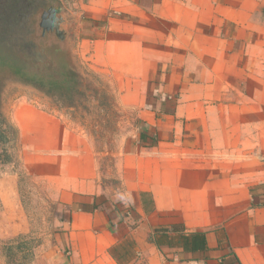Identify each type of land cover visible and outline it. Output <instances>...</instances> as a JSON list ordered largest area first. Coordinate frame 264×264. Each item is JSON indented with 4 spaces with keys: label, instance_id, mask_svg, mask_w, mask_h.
Returning <instances> with one entry per match:
<instances>
[{
    "label": "crops",
    "instance_id": "crops-1",
    "mask_svg": "<svg viewBox=\"0 0 264 264\" xmlns=\"http://www.w3.org/2000/svg\"><path fill=\"white\" fill-rule=\"evenodd\" d=\"M50 2L137 124L105 170L63 112L11 101L18 165L53 205L27 264H264V0ZM17 193L0 190L4 239L42 229Z\"/></svg>",
    "mask_w": 264,
    "mask_h": 264
},
{
    "label": "rangeland",
    "instance_id": "rangeland-1",
    "mask_svg": "<svg viewBox=\"0 0 264 264\" xmlns=\"http://www.w3.org/2000/svg\"><path fill=\"white\" fill-rule=\"evenodd\" d=\"M57 54L55 65L49 67L59 69V85L35 74L31 67L15 66L11 60L0 61V128L9 124L7 108L16 98L24 97L46 109L59 110L86 131L101 165L108 170L112 167L115 153L124 143V137L128 139L135 130L137 110L119 103V88L110 82L112 78L99 76L90 68L88 59L77 57L72 46L68 47L67 53L59 55L55 52ZM37 67L46 69L48 66ZM14 186L28 220L43 225L38 232L18 234L9 239L2 237L6 232H0V254H8L11 264H27L34 256L35 233H46L45 224L52 219L53 205L45 199L46 190L42 183L32 180L20 169L14 139H11L0 144V190L14 189ZM3 223L0 215V224ZM22 240L28 242V247L22 249L21 245L19 250ZM6 247L11 250L7 251ZM22 252L26 254L24 258Z\"/></svg>",
    "mask_w": 264,
    "mask_h": 264
},
{
    "label": "flooded vegetation",
    "instance_id": "flooded-vegetation-1",
    "mask_svg": "<svg viewBox=\"0 0 264 264\" xmlns=\"http://www.w3.org/2000/svg\"><path fill=\"white\" fill-rule=\"evenodd\" d=\"M49 4L50 0H0V61L31 67L35 74L59 85V69L35 65L30 38L35 14Z\"/></svg>",
    "mask_w": 264,
    "mask_h": 264
},
{
    "label": "water",
    "instance_id": "water-1",
    "mask_svg": "<svg viewBox=\"0 0 264 264\" xmlns=\"http://www.w3.org/2000/svg\"><path fill=\"white\" fill-rule=\"evenodd\" d=\"M62 12V6L54 2L46 9L39 10L34 16L30 38L33 43L32 54L37 66L55 65L54 59L58 56L55 52H59V55L67 53L69 38L62 26Z\"/></svg>",
    "mask_w": 264,
    "mask_h": 264
},
{
    "label": "trees",
    "instance_id": "trees-1",
    "mask_svg": "<svg viewBox=\"0 0 264 264\" xmlns=\"http://www.w3.org/2000/svg\"><path fill=\"white\" fill-rule=\"evenodd\" d=\"M9 134H11V136H9ZM15 137V131L9 124H6L2 128H0V144H2L4 141L15 139ZM163 235L165 236V238L168 237L167 234ZM182 237L184 238V240L181 239L183 247L188 250H202L206 248V239L204 232L191 233ZM162 240H159L157 243L162 244Z\"/></svg>",
    "mask_w": 264,
    "mask_h": 264
}]
</instances>
